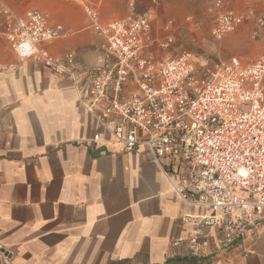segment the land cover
Returning a JSON list of instances; mask_svg holds the SVG:
<instances>
[{
  "label": "crops",
  "instance_id": "1",
  "mask_svg": "<svg viewBox=\"0 0 264 264\" xmlns=\"http://www.w3.org/2000/svg\"><path fill=\"white\" fill-rule=\"evenodd\" d=\"M3 2L18 15L40 11L61 28L48 50L55 58L74 53L79 83L88 86L106 54L85 6L98 8L106 24L136 19L159 0ZM228 9L258 18L264 0H235ZM98 133L103 141L95 143ZM107 138L70 79L21 60L0 36L1 264H264V234L229 259L216 245L207 260L177 256L171 243L191 233L183 219L198 211L183 204L145 146L123 153Z\"/></svg>",
  "mask_w": 264,
  "mask_h": 264
},
{
  "label": "built area",
  "instance_id": "2",
  "mask_svg": "<svg viewBox=\"0 0 264 264\" xmlns=\"http://www.w3.org/2000/svg\"><path fill=\"white\" fill-rule=\"evenodd\" d=\"M85 12L106 54L88 86L79 83L74 53L50 54L63 30L40 11L18 15L0 0V36L21 60L70 79L107 141L123 153L145 146L183 204L198 211L183 219L191 233L171 243L177 256L207 260L216 245L218 256L231 258L264 234V54L248 63L211 64L188 51L160 59L175 37L153 35L154 12L106 24L95 6ZM250 20L220 12L210 35L222 41ZM255 22L263 29L264 15Z\"/></svg>",
  "mask_w": 264,
  "mask_h": 264
},
{
  "label": "rangeland",
  "instance_id": "3",
  "mask_svg": "<svg viewBox=\"0 0 264 264\" xmlns=\"http://www.w3.org/2000/svg\"><path fill=\"white\" fill-rule=\"evenodd\" d=\"M210 1L212 0H159L154 10L145 11H152L156 15L153 32L155 37L163 38L170 31L175 37L171 47L160 50V59L176 57L183 51H188L197 58H208L211 63L231 57H239L244 63H248L264 54V28L258 30L253 15H249L251 20L248 30L229 35L222 41L212 39L210 30L216 15L229 12L228 7L235 5V0H226L222 9H212ZM167 26L170 30L165 31Z\"/></svg>",
  "mask_w": 264,
  "mask_h": 264
},
{
  "label": "water",
  "instance_id": "4",
  "mask_svg": "<svg viewBox=\"0 0 264 264\" xmlns=\"http://www.w3.org/2000/svg\"><path fill=\"white\" fill-rule=\"evenodd\" d=\"M0 264H1V262H0Z\"/></svg>",
  "mask_w": 264,
  "mask_h": 264
}]
</instances>
